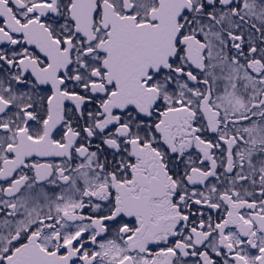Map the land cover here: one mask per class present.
Instances as JSON below:
<instances>
[{"label":"snow or ice","instance_id":"6c2138e0","mask_svg":"<svg viewBox=\"0 0 264 264\" xmlns=\"http://www.w3.org/2000/svg\"><path fill=\"white\" fill-rule=\"evenodd\" d=\"M0 264H264V0H0Z\"/></svg>","mask_w":264,"mask_h":264}]
</instances>
